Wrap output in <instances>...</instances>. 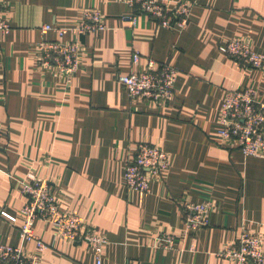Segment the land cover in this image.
Segmentation results:
<instances>
[{"label":"crops","instance_id":"obj_1","mask_svg":"<svg viewBox=\"0 0 264 264\" xmlns=\"http://www.w3.org/2000/svg\"><path fill=\"white\" fill-rule=\"evenodd\" d=\"M194 3L184 31L164 29L124 0H5L11 31L0 37V243L23 246L19 230L26 197L17 181L32 174L55 184L62 211L82 215L108 239L104 264H233L218 254L242 232L264 247V158L246 157L217 138L228 91L254 89L264 102V70L241 67L221 47L239 39L264 54V0H165ZM87 9L106 29L80 38L81 68L55 78L37 65L41 27H72ZM46 40H58L49 32ZM65 40L72 39L68 34ZM141 53L132 64L134 51ZM147 60L180 71L166 104L129 99L119 75L143 71ZM143 142L171 157L149 193L129 191L124 179L133 148ZM213 199L218 208L197 235L186 232L182 203ZM175 231L172 248H152L155 235ZM35 232L48 245V264H95L86 242L60 240L50 223Z\"/></svg>","mask_w":264,"mask_h":264},{"label":"built area","instance_id":"obj_2","mask_svg":"<svg viewBox=\"0 0 264 264\" xmlns=\"http://www.w3.org/2000/svg\"><path fill=\"white\" fill-rule=\"evenodd\" d=\"M124 1L134 12L129 17L133 27L138 15H147L157 26L178 31L188 27L194 7L191 1L177 2L173 7L165 0ZM105 29L104 16L94 9L85 10L81 21L72 27L43 25L36 55L39 71L51 73L55 78L70 79L81 68L80 38ZM10 31L11 25L5 19V0H0V37ZM49 32L57 33L59 39L46 40L44 36ZM68 34L72 35V39L65 40ZM221 49L243 68L264 70V54L255 51L244 41L233 39ZM141 58V53L134 51L132 64L137 65ZM179 74V69L172 64L158 65L153 60H147L145 70L119 75L117 79L126 88L129 99L146 98L166 105L174 96ZM216 133L218 140L228 148L237 149L246 157L264 158V102L259 100L257 91L245 88L227 92L216 122ZM2 137L0 122V151ZM133 151L134 156L127 161L124 169L126 187L129 191L149 193L151 184L169 169L171 157L162 148L143 142L136 144ZM16 186L27 199L22 208L24 221L19 230V240L21 243L34 242L37 253L30 254L23 246L0 243V264H48L39 256L48 248L35 232L36 223L40 220L50 223L60 240L86 242L94 254L95 264H104L103 253L108 239L88 226L82 215L62 211L53 182L30 174L20 178ZM218 206L213 199L200 203L184 201L182 208L186 232L194 236L207 228L211 214ZM0 218L16 222V218L6 211L0 212ZM176 234L170 230L156 234L151 247L172 248L177 242ZM218 255L233 264H264L262 239L247 232H242L234 243L224 245Z\"/></svg>","mask_w":264,"mask_h":264}]
</instances>
